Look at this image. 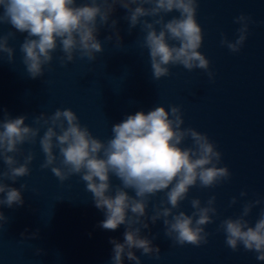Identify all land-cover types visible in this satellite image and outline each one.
Segmentation results:
<instances>
[{
  "label": "clouds",
  "instance_id": "1",
  "mask_svg": "<svg viewBox=\"0 0 264 264\" xmlns=\"http://www.w3.org/2000/svg\"><path fill=\"white\" fill-rule=\"evenodd\" d=\"M117 4L127 10L125 19L130 29L140 25L145 33L143 46L148 49L154 79L170 75L171 65H182L189 71L205 70L214 80L211 62L200 51L204 33L197 20L199 0H80L79 3L77 0H0V25L10 24L16 31L27 33L20 51L27 73L35 79L44 74L45 65L53 62L58 48L63 53L59 57L62 65L73 61L77 53L81 58L95 60L104 51L97 32L101 25L108 24ZM173 12L179 15L166 19ZM117 22L112 20L111 27L115 28ZM252 22L249 15L237 16L235 23L240 27L236 39L224 36L221 44L238 53L248 38ZM12 36L13 32L0 35V56L6 54L10 62L14 60V49L8 44ZM116 40L121 43L118 30ZM26 119V116L0 119V160L6 165L0 171V194L6 193L0 196V205L11 208L24 204L21 189L28 185L22 184L17 189L5 180L17 181L30 174L35 152L29 150L23 162L17 154L23 152L22 145L35 144L39 138L45 157L40 167L50 168L61 182L79 175L85 182V190L92 194L95 207L105 212L100 227L115 231L121 224L127 226L123 243L110 241L112 264H124L125 256L141 264V256L134 249L159 258V246L142 235V231L149 228L150 222L155 224L161 219L165 236L174 244L200 246L208 242L210 234L205 226L214 221L218 212L216 196L209 197L206 203L192 198L191 214L177 209L193 186L211 188L230 180L232 173L228 166H220L223 154L208 134L182 127L185 120L181 106L174 104L169 110L161 105L148 113L131 114L113 125V135L107 141L82 125L71 108L57 109L51 115L41 113L34 118L33 125L26 124ZM186 139L191 140V146H182ZM110 174L121 181L115 186L114 195ZM126 189L134 190L135 196ZM158 193H163V198L152 206L149 215L150 199ZM240 195L248 193L244 191ZM237 199L233 197L231 203L236 204ZM261 203L260 199L245 202L238 217L223 219L218 228L225 235L227 247L233 251L243 247L256 253L258 261H264V208L255 224L247 217ZM8 220L0 210V229ZM36 251L39 255L42 250Z\"/></svg>",
  "mask_w": 264,
  "mask_h": 264
},
{
  "label": "water",
  "instance_id": "2",
  "mask_svg": "<svg viewBox=\"0 0 264 264\" xmlns=\"http://www.w3.org/2000/svg\"><path fill=\"white\" fill-rule=\"evenodd\" d=\"M242 13L249 15L253 22L245 44L238 53H233L221 40L224 36L236 39L240 25L235 23V18ZM178 15L173 12L166 19ZM126 16L127 10L117 4L108 24L99 27L97 38L104 51L95 60L81 58L77 53L73 61L62 65L59 57L63 53L58 48L53 62L45 65L44 74L35 79L27 73L20 51L27 33L16 31L10 24L0 25V35L14 33L8 40L14 49V60L10 62L6 54L0 56V119L26 116L25 123L33 125L34 118L41 113L51 115L57 109L71 108L82 125L107 141L113 135V125L127 116L139 111L148 113L161 105L170 110L175 104L182 107L185 120L182 127H193L208 134L223 154L220 166L231 169L264 65V0H199L197 20L204 33L200 51L211 62L214 80L205 70L189 71L182 65H171L170 75L154 79L149 52L143 46L145 33L140 25L130 29ZM112 20L118 21L115 28L111 27ZM117 30L120 44L116 40ZM109 36L113 39L108 40ZM44 130L41 129V135ZM191 143L186 139L182 146L189 147ZM21 147L23 152L17 154L20 162L29 150L35 152V159L29 175L17 181L5 180L11 187L20 189L26 183L28 188L21 189L22 206L0 205V210L9 217L0 229V264H112L110 241L116 239L123 243L127 226L121 224L115 231L100 227L105 212L95 207L92 194L85 190L80 176L72 175L61 182L50 168L40 167L45 157L39 138L35 144L26 143ZM5 168L0 160V171ZM110 182L114 195L115 186L121 181L110 174ZM226 184L227 181L211 188L193 186L177 209L191 214L192 198L206 203L209 197L216 196L218 212L214 214V221L205 226L210 234L207 243L174 244L164 234L162 219L155 224L150 222L142 235L152 239L161 253L156 258L134 249L141 256V264H208ZM126 191L135 196L134 190ZM3 195L6 193L0 194ZM163 195L151 197L149 215ZM33 233L38 234L33 236ZM37 249L42 250L39 255ZM124 264L135 262L125 256Z\"/></svg>",
  "mask_w": 264,
  "mask_h": 264
}]
</instances>
